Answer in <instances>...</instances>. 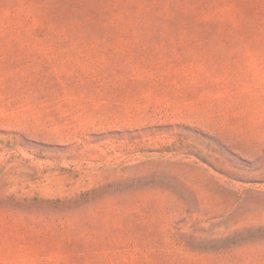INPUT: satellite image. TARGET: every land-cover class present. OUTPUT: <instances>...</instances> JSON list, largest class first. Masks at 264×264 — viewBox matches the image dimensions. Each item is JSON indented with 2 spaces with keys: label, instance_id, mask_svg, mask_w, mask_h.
Returning <instances> with one entry per match:
<instances>
[{
  "label": "rangeland",
  "instance_id": "obj_1",
  "mask_svg": "<svg viewBox=\"0 0 264 264\" xmlns=\"http://www.w3.org/2000/svg\"><path fill=\"white\" fill-rule=\"evenodd\" d=\"M0 264H264V0H0Z\"/></svg>",
  "mask_w": 264,
  "mask_h": 264
}]
</instances>
